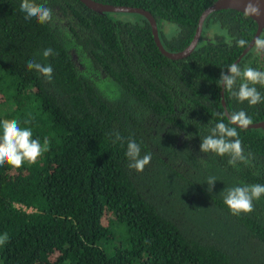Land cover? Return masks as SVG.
<instances>
[{
  "label": "trees",
  "instance_id": "obj_1",
  "mask_svg": "<svg viewBox=\"0 0 264 264\" xmlns=\"http://www.w3.org/2000/svg\"><path fill=\"white\" fill-rule=\"evenodd\" d=\"M96 1L148 10L163 47L178 50L213 0ZM20 2L0 0V120H19L50 147L35 164L0 167V234L10 237L0 264H264V196L239 216L223 202L225 188L264 184V126L232 125L253 153L250 166L199 150L218 114L228 122L217 80L255 21L212 10L192 50L171 58L139 12L48 0L60 22L42 25L25 20ZM163 22L180 31L168 33ZM220 32L224 41L212 36ZM48 47L58 55L43 57ZM32 58L51 64V81L26 68ZM234 63L264 70V54L252 44ZM222 94L229 114L264 119V103ZM113 130L140 144L141 155L152 153L143 171L128 168Z\"/></svg>",
  "mask_w": 264,
  "mask_h": 264
},
{
  "label": "clouds",
  "instance_id": "obj_2",
  "mask_svg": "<svg viewBox=\"0 0 264 264\" xmlns=\"http://www.w3.org/2000/svg\"><path fill=\"white\" fill-rule=\"evenodd\" d=\"M19 9L24 13L25 20H36L39 24L54 25L60 22V17L48 6V0H21ZM257 9L249 7L245 9V15L255 14ZM168 33L180 31L175 24L165 26ZM249 41L243 38L236 40L238 47H247ZM257 54H264V35L258 36L253 41ZM58 55L51 47L42 51V56L48 58ZM26 68L40 73L46 80H52L53 67L51 64H42L35 58L26 61ZM217 84L224 91L229 92L238 102L247 101L250 106L264 103V95L257 89L256 85L264 87V70H260L249 65L241 67L239 63H231L227 66V71H221ZM220 120L209 129L207 135L201 139L199 150L203 153H214L217 156H227V164L235 167L238 163L250 166L253 160V153H245L242 141L236 125L246 128L252 123L251 117L243 110L232 112L225 123L222 114ZM30 121L25 120L24 124ZM112 138V143L126 144L125 156L128 160V168L136 171H143L145 166L151 162L152 153L141 155V146L134 139H127L113 130L108 134ZM186 139L191 135L187 134ZM49 140L45 138L43 142L39 137L33 138L31 127L21 126V122L15 118L0 120V167L7 164L12 168H20L25 163L35 164L40 157L49 150ZM217 179L208 177L206 183L209 191ZM264 196V184H243L224 189L223 202L233 215L248 214L255 210L254 201ZM10 239L7 232L0 234V245H4Z\"/></svg>",
  "mask_w": 264,
  "mask_h": 264
},
{
  "label": "water",
  "instance_id": "obj_3",
  "mask_svg": "<svg viewBox=\"0 0 264 264\" xmlns=\"http://www.w3.org/2000/svg\"><path fill=\"white\" fill-rule=\"evenodd\" d=\"M80 1H82L88 7L92 8L96 11H99V12L104 11V10H127V11H135V12H139V13L143 14L146 17V19L150 25L151 34H152V37H153V40H154L156 46L158 47V49L160 50L161 53H163L164 55L171 57V58H178V57L185 56L192 50V48L194 47V45L196 44V42L198 40L203 18L210 11L215 10V9L229 7V8H233V9L242 11L244 13H245V9L249 8V7H254L257 9V12L255 14H249L248 15L255 21V24H256L253 35L249 40V44L247 47H243L241 52L233 60L232 63H234L253 44V41L255 40V38L258 37L260 31L264 28V0H213L211 3H209L207 6H205L201 10V12L197 18V22H196V26L194 28L193 34H192L189 42L184 47H182L181 49L167 50L163 47V45L161 44V42L159 40V37L157 34V27H156L155 18L151 15V13L148 10H146L140 6L123 5V4H110V3H103L100 1H96V0H80ZM220 101H221V104L223 107V111H224L225 115L228 117L229 113L225 108L222 89L220 90ZM257 126H261V127L264 126V119H261L258 121H253L247 127H257Z\"/></svg>",
  "mask_w": 264,
  "mask_h": 264
},
{
  "label": "rangeland",
  "instance_id": "obj_4",
  "mask_svg": "<svg viewBox=\"0 0 264 264\" xmlns=\"http://www.w3.org/2000/svg\"><path fill=\"white\" fill-rule=\"evenodd\" d=\"M167 24H169V23H167V22H163V26L164 25H167ZM225 36V34H223V32H220V33H218V34H215V33H213L212 34V36L214 37V38H218V39H220V41H224L225 39H226V37H222V36ZM103 83H101L100 85H102ZM105 87V86H104ZM42 258H44V256L42 257Z\"/></svg>",
  "mask_w": 264,
  "mask_h": 264
},
{
  "label": "built area",
  "instance_id": "obj_5",
  "mask_svg": "<svg viewBox=\"0 0 264 264\" xmlns=\"http://www.w3.org/2000/svg\"><path fill=\"white\" fill-rule=\"evenodd\" d=\"M13 205L16 206V207H20L21 209L23 208L24 210H27V211L31 210L30 206H25L21 202H14Z\"/></svg>",
  "mask_w": 264,
  "mask_h": 264
}]
</instances>
